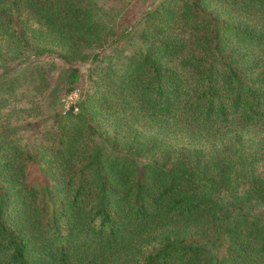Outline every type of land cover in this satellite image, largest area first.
I'll return each mask as SVG.
<instances>
[{"label": "trees", "instance_id": "obj_1", "mask_svg": "<svg viewBox=\"0 0 264 264\" xmlns=\"http://www.w3.org/2000/svg\"><path fill=\"white\" fill-rule=\"evenodd\" d=\"M46 54L117 63L0 123V264H264V0H0V119Z\"/></svg>", "mask_w": 264, "mask_h": 264}, {"label": "rangeland", "instance_id": "obj_2", "mask_svg": "<svg viewBox=\"0 0 264 264\" xmlns=\"http://www.w3.org/2000/svg\"><path fill=\"white\" fill-rule=\"evenodd\" d=\"M30 63L14 74L15 78L20 79V84L2 108L7 114L6 117L0 119V123L6 122L9 127H18L17 133L23 135V141L26 142L28 149L34 152L44 131L52 128L53 113L59 110L62 113L68 112L63 108L64 95L60 101L56 99L54 102L55 96L61 94L65 84L63 70L67 64L56 56L48 54L33 57ZM116 63V60L109 61L106 58L95 62L90 59L83 63L76 62L75 65L79 68L83 82L76 84L75 87H79L81 93L92 90V82L101 69L116 66ZM28 123H31L30 128L33 130L24 129ZM31 169V178L35 181H42L43 175L38 165L33 164ZM259 171L264 174V168H260Z\"/></svg>", "mask_w": 264, "mask_h": 264}, {"label": "built area", "instance_id": "obj_3", "mask_svg": "<svg viewBox=\"0 0 264 264\" xmlns=\"http://www.w3.org/2000/svg\"><path fill=\"white\" fill-rule=\"evenodd\" d=\"M80 94H81V90L79 87H75L71 91L67 92L62 99L63 108L68 111L72 108L74 110H77L76 105L80 98Z\"/></svg>", "mask_w": 264, "mask_h": 264}]
</instances>
